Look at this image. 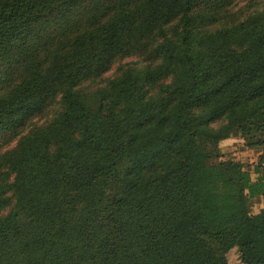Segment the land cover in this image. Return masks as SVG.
Segmentation results:
<instances>
[{
    "label": "trees",
    "instance_id": "trees-1",
    "mask_svg": "<svg viewBox=\"0 0 264 264\" xmlns=\"http://www.w3.org/2000/svg\"><path fill=\"white\" fill-rule=\"evenodd\" d=\"M236 1L0 0V264H264V0Z\"/></svg>",
    "mask_w": 264,
    "mask_h": 264
},
{
    "label": "rangeland",
    "instance_id": "rangeland-1",
    "mask_svg": "<svg viewBox=\"0 0 264 264\" xmlns=\"http://www.w3.org/2000/svg\"><path fill=\"white\" fill-rule=\"evenodd\" d=\"M245 2V0H237L236 1V6L235 7H239L241 6L243 3ZM130 58H125L124 60H129ZM123 60V61H124ZM113 69L107 71L105 73V75H112L113 73ZM42 118L40 117H35L33 119L34 122H41ZM237 139L234 138H228L222 141V149L225 153L228 154H232L233 152H236L238 155L241 156V158H244V160H249L250 158H253V160H257L256 157V152L253 151L252 149H245L243 147H241V141H236ZM16 141V138L11 139V141L5 145L4 148H8L11 147ZM253 152V153H252ZM258 208V202L255 201L253 204L252 209L256 210ZM227 257H228V262L229 264H244L240 257H239V252L237 250V248L233 247L231 248L228 253H227Z\"/></svg>",
    "mask_w": 264,
    "mask_h": 264
}]
</instances>
